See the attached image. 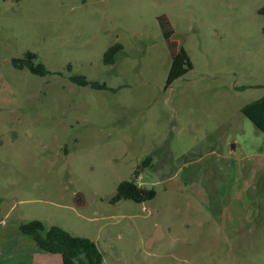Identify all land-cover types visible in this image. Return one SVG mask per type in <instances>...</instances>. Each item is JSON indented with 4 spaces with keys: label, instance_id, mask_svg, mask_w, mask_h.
<instances>
[{
    "label": "rangeland",
    "instance_id": "obj_1",
    "mask_svg": "<svg viewBox=\"0 0 264 264\" xmlns=\"http://www.w3.org/2000/svg\"><path fill=\"white\" fill-rule=\"evenodd\" d=\"M262 6L0 0V264H61L20 234L31 220L102 264H264V134L240 112L264 95ZM162 16L193 66L168 87ZM26 52L49 74L15 69ZM129 180L155 198L112 203Z\"/></svg>",
    "mask_w": 264,
    "mask_h": 264
},
{
    "label": "trees",
    "instance_id": "obj_2",
    "mask_svg": "<svg viewBox=\"0 0 264 264\" xmlns=\"http://www.w3.org/2000/svg\"><path fill=\"white\" fill-rule=\"evenodd\" d=\"M258 14L264 16V6L258 10ZM159 21L163 36L169 43L168 46L171 53V62L166 78V87H168L176 79L188 73L193 66L183 47H179L176 42H171L173 30L166 17H160ZM121 51L122 45L119 43L110 46L103 54V64H114L117 54ZM36 59V54L26 52L22 58L13 59L12 65L15 69H27L30 73L37 76L49 74V71L42 63L35 62ZM68 69H70V66H68ZM70 80L78 86L105 89V85L91 82L81 75L71 76ZM240 112L259 132L264 134V95L243 106ZM150 160L151 158L148 157L144 164L146 165ZM134 174H137V172L135 171ZM155 196L156 191L153 188H140L134 181L129 180L122 181L118 185L111 202L117 203L122 200H130L135 203H145L153 200ZM19 232L22 236L29 238L39 251L59 255L61 264L103 263V255L95 242L85 237L73 236L58 226L46 227L38 220H31L22 223L19 226Z\"/></svg>",
    "mask_w": 264,
    "mask_h": 264
},
{
    "label": "water",
    "instance_id": "obj_3",
    "mask_svg": "<svg viewBox=\"0 0 264 264\" xmlns=\"http://www.w3.org/2000/svg\"><path fill=\"white\" fill-rule=\"evenodd\" d=\"M162 236L161 234V230L158 227L152 234V236L147 240V242L145 243V247L148 248L151 244V242L155 239H159Z\"/></svg>",
    "mask_w": 264,
    "mask_h": 264
},
{
    "label": "crops",
    "instance_id": "obj_4",
    "mask_svg": "<svg viewBox=\"0 0 264 264\" xmlns=\"http://www.w3.org/2000/svg\"><path fill=\"white\" fill-rule=\"evenodd\" d=\"M28 257V258H27ZM27 257L25 258V262H26V264H32V262H31V258L27 255ZM61 259V258H60Z\"/></svg>",
    "mask_w": 264,
    "mask_h": 264
}]
</instances>
